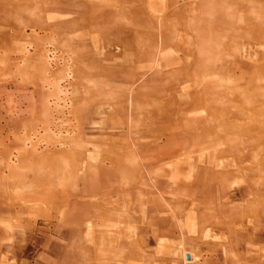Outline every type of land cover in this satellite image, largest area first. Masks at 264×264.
Returning a JSON list of instances; mask_svg holds the SVG:
<instances>
[{
    "label": "rangeland",
    "instance_id": "374dc122",
    "mask_svg": "<svg viewBox=\"0 0 264 264\" xmlns=\"http://www.w3.org/2000/svg\"><path fill=\"white\" fill-rule=\"evenodd\" d=\"M63 1L0 0V117H2L0 157L5 156L7 152H14L13 149L18 146L16 140L19 138L27 140V143L31 141L33 144L45 147L53 139V132L61 131L63 134L73 135L78 132V128H84L85 141L90 140L102 149L99 153H95L92 145H88L87 149L91 154L98 155V161L96 163L89 161V164L95 166L102 161L117 162L113 176L117 189L102 198H89L87 195L98 191V185L91 183L95 175L89 165L83 174L76 168H72V172L69 173L68 171L71 170L69 168L66 174L63 171L60 178L52 173L58 168V163H53L51 159L42 162L37 159L27 161L21 167L18 178L8 177L9 173L0 169V264H104L106 261L104 248H113L120 243L142 242V239L149 242L152 238L154 239L152 246L148 253L143 252L144 256L140 254L141 251L132 257L113 258L110 262L112 264H182L181 259L171 257L170 254L164 257L165 252L181 242L178 238V235H181V227H184L186 235H190L194 230L202 228L207 219L214 221L209 227L211 238L202 242L201 249L196 248L193 243H185L183 246L193 257L190 264H264V192L253 186L247 192L239 191L242 186L239 181L247 180V173L236 174L231 178L234 185L229 195L222 190L219 197L216 196L214 201L220 202L221 210L210 206L214 201L209 197L197 195V198L191 199L184 193H178L176 202L182 205L177 209V215H174L169 202H166L164 196L155 190L150 176L152 177L151 171L156 166L168 169L169 165L183 163L188 159L187 156L172 155L169 160L166 154L168 155L171 150L158 145L165 141L164 136L169 133L163 131L160 123L158 124L161 116L157 107L165 102V95L154 92L152 95L149 92L160 80L178 79L180 76L178 77L176 71L179 68L197 64L200 57L199 43L204 39V35L209 45L215 44L203 51L213 53L211 57L216 56L217 52H221L220 55L223 53V55L238 56L241 47L236 41H232L231 37H238L240 43L250 47L253 44L252 38L256 35L249 26L241 25L240 31L237 21H242L243 24L258 22L261 28L264 24V7H254L255 10L260 9L258 12L261 18L258 20L254 11L249 10L256 0H213V2L202 0L195 13L191 11L189 5H186L177 14L173 11L176 10V5L183 3V0H150V2L143 0L142 3L138 0H116L118 2L93 0L99 1L109 11L116 6L124 5V8L133 6L143 9L136 17L123 14L124 18L120 21L113 19L111 24L122 26L128 35L126 41L118 44L117 39L109 34L106 28L99 31H91L89 28L74 30L68 34L67 39L61 41L60 37L64 29H54L50 25L53 21H65L69 18L68 11L58 8ZM75 1L69 2L73 4ZM191 1L193 0H185V2ZM243 11L246 12L245 15ZM212 22L217 27L211 30L201 29L200 38L198 23L209 25ZM194 23L197 28L194 27ZM108 26L112 25L108 24ZM32 27L36 29L34 33ZM46 29H50L52 33L45 32ZM163 36H167L168 40L161 47ZM77 37L79 38L76 39ZM53 42L58 49L59 58L63 55L66 59L70 56L84 58V63L78 65L80 70L76 80L68 86L70 98L76 90L81 102L79 101L80 104L74 105L72 109H65L62 121L58 119L56 113L52 119L48 118L53 108L46 112L43 109L39 110L46 101L48 92L42 87L41 77L35 65L32 62L25 64L22 62L25 57L23 49L32 54L33 46ZM84 43L88 45L86 52L82 45ZM116 43L120 46L119 50ZM216 43L222 44L221 49ZM159 46L161 56L165 54L167 56L165 60L162 61L160 56L154 58L149 55L138 64L140 71L146 72L148 80L154 76L156 78L155 81H149L148 87L144 88L145 93L149 94V99H144L143 96L136 97L135 112L127 108L125 100V103L118 104L119 93L124 95L134 80L131 77L122 82L119 79H111L106 75L104 68L130 65L137 59L136 52L152 53ZM263 52H260V55H263ZM202 55L208 56L204 53ZM256 56L255 53H251L250 58L246 60L238 58L232 61L231 77L226 79L227 82L224 84L229 87L236 85L233 90L238 99H245L242 94L249 89V99L264 103V91L261 94L253 93L258 89H264V79L252 77L256 86L255 90L250 91L249 78L254 74V69L251 70V67H254ZM222 58L226 60L225 57ZM157 73H161L160 76H157ZM245 74L249 75L248 79ZM196 80V77L191 76L186 84L192 86ZM139 83L140 81L137 82L138 85ZM96 85L101 88H96ZM221 85L223 84L219 83L218 88ZM137 88L132 89L133 95ZM184 94L186 92L179 91L178 99L183 98ZM85 99L87 101H84ZM82 105L84 106L81 107ZM87 109L94 112L92 120L99 125L104 124L107 129L104 131L89 129L82 122L83 113ZM239 109L237 107L235 110ZM260 113H264L263 110ZM133 114L136 116L140 114V119L134 121L131 118ZM250 114L251 111L247 110V115ZM252 117L255 118L250 123L253 124L250 131L256 133L249 134L251 143L246 148H237L232 156L224 154L219 156L218 161L224 162L223 165L226 166L224 169H233V167L229 168L233 164H246L245 166L250 167L254 174L260 168L264 169V114L249 118ZM131 124L132 134L127 128ZM114 136L121 142L126 139L132 147L137 159L135 175L128 173L123 157L121 158L117 152L123 145L121 142L115 143L114 147H117L115 149L105 147V141ZM239 142L240 139L236 140V143ZM201 147L203 150L197 151L202 158L197 170L200 173L205 166L210 165L207 161L209 155L213 154L207 151L205 145L200 146L198 150ZM188 150L190 152L192 147L189 146ZM159 156L163 158L159 160ZM14 163L16 164L15 159ZM141 174L145 177L146 183L141 181ZM195 175L192 179L202 180L200 190L211 186V177L204 176V173ZM253 179L258 178L255 176ZM259 197H261L260 206L251 207L257 203ZM159 202L165 206L163 213L156 208ZM94 203H98L96 209ZM19 204L24 206V213L20 218L15 209ZM207 205H209L208 209ZM106 209L108 216L102 213L97 214L96 217L93 215L98 210L107 211ZM154 209L157 211L154 212ZM118 210L125 214L123 219L120 218V213H117ZM92 216L96 219L93 220L94 232L96 234L102 232L100 238H85V221ZM25 219L29 222L25 223ZM44 219H51V224L47 226L48 221ZM121 222L123 223L121 228L112 229L114 237L105 232V226L121 224ZM165 229H168L169 233H165ZM164 233L172 235L163 237ZM153 259L156 261L154 262Z\"/></svg>",
    "mask_w": 264,
    "mask_h": 264
},
{
    "label": "bare ground",
    "instance_id": "6f19581e",
    "mask_svg": "<svg viewBox=\"0 0 264 264\" xmlns=\"http://www.w3.org/2000/svg\"><path fill=\"white\" fill-rule=\"evenodd\" d=\"M69 1L70 0H64L58 7L61 10L68 11L69 18L65 21H53L50 25L53 26L54 29H64L62 33L59 32L61 33V41L67 39L66 37L68 36V34L72 33V31L74 30L76 31L79 29L89 28L91 31H99L102 30V28H106L108 33L115 37L117 39V43L119 44L121 41H126L128 35L122 29V26H118L117 24H111L113 22V19L115 18L117 21H120L124 18L123 14L136 17L139 15V12L143 10L137 9L133 6L124 8V5L118 7L116 6L115 8H112V10L109 11V9L105 8L104 5L99 3V1L94 2L93 0H76L73 4ZM138 1L140 3L144 2L143 0ZM211 1L213 2V0ZM201 2L202 0H193L191 2H185V0H183L182 4L176 5L177 8L173 11V13L177 14L180 9L186 5H189V8L192 9L191 11L195 13L198 7H200ZM257 6L264 7V0L254 1V4L251 5V9H249L250 11H254L257 19L259 20V18H261L260 13L258 12L260 9H254V7ZM245 13L246 12L243 11V15H245ZM237 22L239 24L240 31L243 25L249 26V28L252 29L253 34L256 35H253L254 37L252 38L253 44L251 45L253 46L250 45V47H247L242 42V44L240 43L238 37L232 36V41H236V44L241 47L240 54L238 56L230 54L223 55V53L222 55H220L221 52H217L216 56L211 57V54L213 53H205L203 51H205V49H208L209 46H215V44L209 45V43L206 42V35H204L203 33L204 39L201 41V43H199L200 57L197 64L191 65L190 67L188 66L185 68H179L176 71L178 77L180 76L178 79H176L175 81H169V79H165L163 81L160 80L159 83L155 85V88L152 87L151 91H149L152 95L153 92L158 94L163 93L165 95V102L163 101V103H161V106H158V104L156 105L158 106V112H160L161 116L160 120L158 121V124L160 123V126L162 127L163 131H169V133L164 136L165 141L158 145L160 147L168 148L169 150H171V154H166V157L168 156L167 158L169 160V157H172V155H183L187 156L188 159L183 163L181 162L169 165L168 169L161 168L158 165L151 171L152 177L150 176V179H152L151 181L154 184L155 190H158L161 195L164 196L166 202H169L170 209L173 210L174 215H177V209L182 205V203L176 202V197L178 193H184L187 197L189 196L191 199H193L194 197L197 198V195H201L209 197L211 198V200L214 201L216 196L219 197V194L222 190L226 195H229V193L233 191L232 185H234V182L232 183L231 178H233L236 174L242 175L243 173H247V180L239 181V183L242 185L239 191L247 192L251 189V186H253L254 188H258L260 192H264L263 168H260L258 172L254 174L250 167L245 166L246 164H233V166H229V168L233 167V169H224L226 168V166L224 167V162L218 161V157L222 154H224L225 156H232L237 150V148H246L249 146V143H251L249 134H254L255 132L250 131L253 125H251L250 123L255 117H249L258 114H264L260 113L262 110L264 112V103L256 101L255 99H249V89L245 90L242 94L243 98L245 99H238L235 97L233 90V87H235L236 85L234 84L232 85V87H229L224 84L227 82L226 79L231 77L230 74L233 70L231 62L238 58L246 60L247 58H250L249 55L251 53H255L257 56L254 60V67H251V70L254 69V74L249 78V80L251 81L250 91L255 90L254 87L256 86V84H254V80H252V77L264 79V52L262 53L263 55H260V52L264 51V24L261 29L259 27L258 22L255 24L252 22H247L246 24H243L242 21ZM108 24L112 26H108ZM193 25L197 28V26H195V23ZM198 27L199 36L201 38V29L211 30L215 29L217 25L215 26L213 22L209 25H202L201 23H198ZM31 30L33 33L36 31L34 27H32ZM47 31L51 32L50 29H46L45 32ZM78 38L79 37H77L76 39ZM167 40V36L162 37L161 47L162 45H164V43H167ZM54 42L50 44H37L33 46L34 53L32 54H30L26 49H23L22 52H24L25 57L24 59H22V62L24 64L27 62H32L35 65L41 77L42 87L48 92V95L45 98L46 101H44L43 106L37 108H39V110L43 109V111L45 112L46 110L53 108V110L49 112L48 118L52 119L54 116L57 115L58 119L61 120L65 116V109H72L74 105H79L81 102V99L77 96L78 93L76 90L73 91V96L72 98H70L68 86L73 83L72 81L76 80L79 74L78 71L80 70L78 65L80 66L81 63H84V58H76L74 56H70L66 59L65 57H63L64 55L59 58L57 56L58 49L56 48V44ZM118 44L117 47L119 50L120 46H118ZM82 45L84 51L86 52L88 49L87 43H84ZM221 45L222 44L219 43L217 47H220L219 49H221ZM124 48L125 50H127V46H125ZM156 48L157 50L152 51V53H146L143 51L136 52L137 59L132 61L130 65H120L118 67L110 69H107L106 67L104 68L106 75L111 79H119V81L121 80L122 82L125 81V79L128 80L131 77L134 80L132 81L131 86L128 87L127 92L124 95L119 93L118 96L121 102L117 101L118 104H121L125 100L128 105L127 108L134 110L135 112L136 97L143 96L144 99H149V94L145 93L144 88L148 87L147 83L149 81H155L156 78L154 76L148 80L146 77V72L140 71L138 64H140L145 59V57L147 58V56L149 55L154 58L160 56L162 61L165 60L167 57L166 54L161 56L162 52L160 46ZM216 49L218 50V48ZM203 53L207 54L208 56L205 57L204 55H202ZM222 57H225L226 60ZM187 58L189 59V57ZM158 63L160 62L158 61ZM160 74L157 73L156 75L160 76ZM191 76L196 77L197 79L195 84L192 86L186 84L188 78ZM245 76H247L248 79L249 75L245 74ZM139 81L140 85L137 84V82ZM219 83L223 84L220 88H218ZM98 87L100 86L96 85V88ZM134 87H138L135 95H133V93L131 92ZM179 91L186 92L183 98L178 99L177 94L179 93ZM263 91L264 89H258L256 92L253 93L261 94L263 93ZM75 96L76 99H74ZM84 101H87V99H85ZM83 106L84 105H82L81 107ZM235 106L240 109L235 110L237 109V107ZM247 110L251 111V116L247 115ZM93 115L94 112L91 109L85 110V112L83 113L82 122L91 130L101 129L104 131L105 129H107L105 128L106 126H104V124L99 125L98 123L93 121ZM140 116V114L139 116L133 114L131 118L136 121L140 119ZM0 119H2V117H0ZM54 127L56 128V124L54 125ZM127 128L132 134V124ZM84 131V128H78V132L73 133V135L70 133L63 134V132L61 131H59L58 133L53 132V139H51V142H49L45 147H40L37 144H33L31 141L27 143V140L19 138L16 140L18 142V146L13 149L14 152H7L5 156L2 155L0 157V169L6 170L5 172L9 173L8 177L18 178L21 172L20 170H22L21 167L27 161L37 159L42 162L51 159L53 163H58V168L55 171H52V173L55 177L60 178L63 174V171L64 174H66L69 168L71 169L68 171L69 173L72 172V168H76L79 172H81V174H83L87 170L89 165V167L91 166L92 169L91 172H93V174L95 175V179L91 183H95L98 185V191L87 196L89 198H102L107 195H110L117 189V185L113 181L114 170L116 168L117 162L105 163L106 161H102L100 164L98 163L99 165L95 166L89 164V161L96 163L98 161V155H92L91 152L87 149L88 145H92L93 152L95 153H99L100 151H102V149H100L99 146L93 144L90 140L85 141ZM242 131L246 134L244 133L242 135ZM118 132L121 133L122 131ZM179 139L181 141H179ZM238 139H240V142L236 143V140ZM117 142L121 141L118 137L114 136L113 138L107 139L104 145L108 149H115L117 147H114V145ZM121 143L123 145L122 147H119L117 152L118 154H120L121 158L123 157L128 173H130L131 175H135V173L137 172V159L135 153L132 150V147L127 143L126 139L123 140ZM204 145L207 146L206 149H208V152H213V154L209 155L210 158L207 161L210 165L205 166L201 170L202 175L204 173V176L208 178L211 177V186L200 190L199 188L201 187L200 183L202 180H198V178H192L193 175L197 173L201 174L200 171L197 172L198 166L201 164L202 161V158L199 156L198 152L203 149L201 147V149L198 150V148ZM189 146L192 147V150L190 152H188ZM163 156H159V160H161L160 158H163ZM14 159L16 161V164L14 163ZM255 176L258 178L257 180L253 179ZM141 181L143 183H146L145 177L142 176V174ZM235 194L237 193L235 192ZM260 198L261 197H259L257 199V203L252 205L251 207H259ZM209 205L206 206L207 209L209 208ZM94 206L96 209L98 207V203H94ZM159 206H162L163 208L165 206H163V204L159 202L158 207H156L160 209L159 211L161 213H163V211L165 212V208L163 209ZM210 206L214 207V209L219 208V210H221L222 208L220 202L217 201H214L213 205ZM15 209L17 216L20 218V215H23L24 213V206L22 204H19V206H17ZM115 209H117V207ZM156 211L157 210L154 209V212ZM99 213H102L104 216H108V210H98L93 215L96 217ZM117 213H120L119 215L121 219H123V217L125 216L122 211L118 210ZM128 215H130V213ZM94 216L88 217V219H86L85 221V238L101 237L102 232L98 234L94 232L95 228L93 225V220H96ZM144 216H146L145 213ZM44 220L48 221L46 222L47 226L51 224V219ZM134 220L139 219L134 218ZM24 222L28 223L29 221L25 219ZM122 222L121 224L105 226V232H107L108 235L113 236L114 231H112V229L116 227L121 228L123 226ZM212 223L214 224V221L207 219L206 224H203L204 226L202 228L194 230V232L190 235H186L184 227H181V235H178V238H180L181 242L176 244L175 247L169 248L167 252H165L166 254L164 255V257L170 254L171 257L181 259L183 261L182 264L192 263L193 257H191L190 254L186 252L183 246H185V243H193L196 248L201 249L202 242L211 238V232L209 227ZM168 231V229H165V233H169ZM165 233L163 237H168L172 235ZM153 240L154 239L152 238L149 242H146L144 239H142V242H130L128 244L120 243L113 248H104L103 253H105L104 257L106 258L104 264H112L110 261L113 260V258H121L123 256L132 257L133 255H135L136 253H140L141 251L142 253L140 254L144 256L143 252H149V248L152 246ZM113 243L114 241H112V244ZM195 247L194 249H196ZM171 257L169 259H171ZM155 261L156 260H154V262Z\"/></svg>",
    "mask_w": 264,
    "mask_h": 264
}]
</instances>
